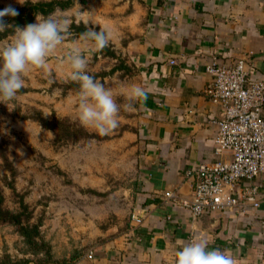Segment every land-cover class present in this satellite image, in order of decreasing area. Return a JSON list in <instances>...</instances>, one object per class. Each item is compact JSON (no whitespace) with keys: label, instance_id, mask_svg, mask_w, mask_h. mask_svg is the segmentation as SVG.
<instances>
[{"label":"crops","instance_id":"0c3cea01","mask_svg":"<svg viewBox=\"0 0 264 264\" xmlns=\"http://www.w3.org/2000/svg\"><path fill=\"white\" fill-rule=\"evenodd\" d=\"M95 24L112 32L110 42L128 54L138 86L147 90L139 100L141 152L128 191L141 222L133 218L120 233H50L54 250L84 249L76 264H175L181 247L203 241L236 264H264V174L256 178L258 208L195 217L165 197L169 190L190 196L187 173L219 159L215 121L223 108L210 92L207 66L247 57L252 76L264 77V0H108Z\"/></svg>","mask_w":264,"mask_h":264},{"label":"rangeland","instance_id":"374dc122","mask_svg":"<svg viewBox=\"0 0 264 264\" xmlns=\"http://www.w3.org/2000/svg\"><path fill=\"white\" fill-rule=\"evenodd\" d=\"M25 1L0 0V5L18 6ZM107 9L108 0H76L70 8L55 11L69 20L62 43L44 67L26 70L24 86L13 101L0 102L2 207L19 212L27 206L31 222L41 223L42 237L50 245L49 254H34L19 226L0 218V258L76 264L84 249L57 253L50 233H120L131 228L128 191L141 152V110L139 100L129 99L126 93L130 86H138V70L121 48L109 42L104 49L92 51L91 42L72 28L74 23H84L100 30L95 23ZM14 34L0 39V48ZM74 46L85 50L87 73L112 90L119 106L118 127L108 135H98L77 119L79 84L71 83L65 63Z\"/></svg>","mask_w":264,"mask_h":264},{"label":"built area","instance_id":"2783aa9c","mask_svg":"<svg viewBox=\"0 0 264 264\" xmlns=\"http://www.w3.org/2000/svg\"><path fill=\"white\" fill-rule=\"evenodd\" d=\"M248 66L247 57L207 66L213 77L210 92L223 108L222 117L215 121L214 154L219 159L187 173L192 180L190 196L165 192L169 203L195 217L207 210L261 206L256 178L264 174V77L254 78ZM227 155L230 157L225 158ZM245 182L249 186L242 189ZM88 256L92 258L94 251Z\"/></svg>","mask_w":264,"mask_h":264},{"label":"clouds","instance_id":"9594fccd","mask_svg":"<svg viewBox=\"0 0 264 264\" xmlns=\"http://www.w3.org/2000/svg\"><path fill=\"white\" fill-rule=\"evenodd\" d=\"M12 7L0 10V32L5 28L3 17L16 16ZM69 20L55 14L37 18V22L17 28L10 43L0 48V102L13 101L24 86L23 75L29 67H44L47 58L62 43ZM81 38L91 42L92 51L109 45L112 32L107 28L89 29ZM69 77L79 84L77 119L86 128H92L100 136L108 135L118 127L119 106L112 90L89 75L87 56L80 46H74L65 58ZM126 95L131 100H144L147 90L130 86ZM176 264H236L227 251L209 249L203 241H193L176 252Z\"/></svg>","mask_w":264,"mask_h":264},{"label":"trees","instance_id":"16d2710c","mask_svg":"<svg viewBox=\"0 0 264 264\" xmlns=\"http://www.w3.org/2000/svg\"><path fill=\"white\" fill-rule=\"evenodd\" d=\"M76 0H27L23 4L18 6H3L0 5V10L7 7L14 8L18 15L16 16H5L3 21L5 23V28L0 32V39L6 38L15 33L17 28H24L29 24H32L38 16H49L55 11L61 9L65 10L74 5ZM82 3H87L88 0H80ZM78 36L90 29L84 23L72 25ZM92 29V28H91ZM99 31V29H97ZM112 55H115L114 51H109ZM72 84H78L75 81H71ZM45 125L47 121H45ZM52 127V125H46ZM4 201L3 194L0 192V218L3 221L10 222L12 224L18 225L20 228V233L23 236L26 244L30 250L34 253H50V245L42 237L41 233V223L31 222L32 215L28 212V207L23 205V210L19 212H13L2 207ZM30 259H13L10 255H6L0 258V264H30Z\"/></svg>","mask_w":264,"mask_h":264}]
</instances>
